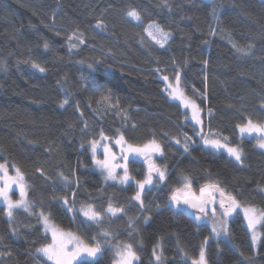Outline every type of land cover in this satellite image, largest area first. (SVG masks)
I'll use <instances>...</instances> for the list:
<instances>
[{
  "label": "trees",
  "instance_id": "obj_1",
  "mask_svg": "<svg viewBox=\"0 0 264 264\" xmlns=\"http://www.w3.org/2000/svg\"><path fill=\"white\" fill-rule=\"evenodd\" d=\"M149 24L169 33L163 47ZM177 72L207 133L239 146L241 162L205 147L190 110L168 96L163 77ZM248 120L264 124V0H0V163L23 173L34 213L18 209L9 220L0 204V264H53L36 251L51 242L41 211L86 241L100 239L94 264H114L113 246L123 243L133 245L134 264H192L205 244L209 264H264V222L256 253L240 212L220 238L195 219L202 213L170 201L186 182L195 193L216 183L264 211V151L237 127ZM101 133L112 145L120 135L161 145L166 178L146 191L144 209L131 199L134 181H105L93 169L91 142ZM138 159L129 169L139 180L146 167ZM109 202L124 212L85 223L82 206L103 211Z\"/></svg>",
  "mask_w": 264,
  "mask_h": 264
},
{
  "label": "snow or ice",
  "instance_id": "obj_2",
  "mask_svg": "<svg viewBox=\"0 0 264 264\" xmlns=\"http://www.w3.org/2000/svg\"><path fill=\"white\" fill-rule=\"evenodd\" d=\"M126 15L136 21L140 20V15L135 9H130ZM101 25L102 21H99L96 26L101 27ZM145 31L150 37H152L153 40L156 41V43L160 44L161 47L164 46V43H166L169 37L168 33L164 32L163 29L154 24H149ZM72 39L73 37L70 36L69 46L70 48H75L77 45L71 43ZM80 43H83L82 39L80 40ZM45 47H47V44H45ZM233 47L237 46L234 44ZM237 51L243 53L245 52V49L237 47ZM205 63H207V61H205ZM34 66L39 68L41 72L45 71V69L40 67L38 64H35ZM89 67L91 68L92 66L89 65ZM164 79L167 81L168 77H164ZM179 85L180 74L177 72L175 87L171 84L168 85V87L171 88L169 95L173 98L180 99L185 108L191 109V119L195 121L197 125L201 126L200 131L197 134L200 135L204 146L215 150L225 149L227 153L234 157L237 162H241L242 150L238 147L229 146L227 137H220L219 134L211 132L207 135L204 134L201 109L199 105H197L194 100L185 97ZM64 103L66 104L68 101L64 100ZM237 127L241 136L244 134L251 136L255 133L258 146L264 149V124H255L251 120H248L246 124L238 125ZM101 137L105 140L108 139L103 136V133H101ZM189 141H191V137H188L185 134V142L183 145L185 151H188ZM175 142L177 144L181 143L179 139ZM115 143L120 146L121 155L119 158L116 153L111 151V148L108 145H104V158L98 159L96 155L98 142L92 141L91 151L93 163L101 169L105 181L113 180L118 181L120 184H128L130 181H134L136 191L131 199L138 202V206L141 209H144L146 205L144 203L143 193L145 192L146 186L153 184V175L155 174L159 181H164L166 178L165 170L158 167L153 160V155L157 153L162 155L163 149L154 139L143 145H133L127 143L123 135H120ZM130 157L133 159L130 160ZM136 158H142L147 164V173L143 179L139 180L135 179V177L130 175L129 172V164L134 163ZM118 159L121 160L122 163H117L116 161ZM117 169H121L123 175H118ZM62 179L65 183L69 182L67 177L62 176ZM14 185L19 188L20 198L17 200H13L9 195V192ZM26 187L24 175L19 168H15V175H10L8 167L5 164L0 163V200H2L5 205L3 211L9 220L14 218L15 211L18 209H23L29 214H34L32 212V205L26 198ZM199 192V196L192 193L190 183L186 182L183 190L176 189L172 193L170 201L175 203L177 206L183 202L190 208L198 210V212L202 213L203 216L197 215L195 217L196 220H201L203 217L208 216V205H213L211 209L212 233L216 236H220L221 234L228 236L229 230L227 217L231 216L232 213L241 208V204L234 196L226 194L225 191L216 183H210L202 186ZM217 192H219L220 195L219 208L221 209V212L219 218L216 215L215 207L217 199L215 193ZM73 197H75V193H73ZM62 199L64 205H69L68 197L65 196ZM242 210L244 219L247 221V227L252 232V242L255 244L258 240V235L255 230L258 224L264 222V211L258 210L255 206L243 207ZM67 211L71 212L73 209L68 207ZM79 212L86 218L85 223L91 222L96 225H100L105 215L111 214V216H116L118 213H123L124 209L123 207L114 206L111 202H109L107 208L103 209V211L96 210L93 205L88 204L86 206H82L79 209ZM38 218L42 222L45 232L51 233V242L36 250L38 253L42 254L43 257H46L47 261H52L53 264H74V262H76V264H94V260H90L89 258H96L97 255L101 253L102 244L100 239H97V237H91L89 241H86L72 232H65L53 224L50 216L46 215L43 211L39 212ZM99 235L106 238L111 234L108 231L103 230L99 233ZM115 255L117 257L116 264H133V262L138 259L137 253L131 243L115 245ZM155 259L160 261L161 256L155 255ZM193 264H206L205 251L203 247L200 250L199 259L194 260Z\"/></svg>",
  "mask_w": 264,
  "mask_h": 264
},
{
  "label": "rangeland",
  "instance_id": "obj_3",
  "mask_svg": "<svg viewBox=\"0 0 264 264\" xmlns=\"http://www.w3.org/2000/svg\"><path fill=\"white\" fill-rule=\"evenodd\" d=\"M167 33V32H166ZM169 34V33H168ZM152 38V37H151ZM169 38H170V35H169V37H168V39H167V41H166V43L168 42V40H169ZM155 41V40H154ZM166 43H164V45L166 44ZM164 78V77H163ZM165 80V79H164ZM166 84H167V86H166V93L168 94V96L172 99V100H175V101H178V102H180L182 105H183V103L181 102V100L180 99H177V98H173V97H171L170 95H169V92L171 91V88H169L168 87V85L169 84H171L173 87H175V85H176V78L175 79H173V80H171L170 78H168V80L166 81ZM179 87H180V89L183 91V93H184V95H185V97H187V98H189V99H191V100H193L192 98H190L187 94H186V92L184 91V88H183V86H181V85H179ZM189 110H190V119H191V109L190 108H188ZM201 119H202V121H203V132H204V134L205 135H207L208 133H207V131H206V129H205V118H204V113H203V111L201 110ZM192 120V119H191ZM192 122H193V124L195 125V127L197 128V130H198V132L200 131V125H197L196 123H195V121H193L192 120ZM253 122V121H252ZM247 123V122H246ZM245 123V124H246ZM254 123V122H253ZM256 124V123H255ZM244 125V124H243ZM199 136V139L202 141V139H201V137H200V135H198ZM243 136H245V137H249V138H256V134L254 133V134H252L251 136H249V135H247V134H244ZM257 139V138H256ZM98 142V147H97V151H96V155H97V158L98 159H103L104 157H103V153H104V145H108L110 148H111V151L112 152H114V153H116V155H117V157L119 158L120 157V155H121V151H120V146L119 145H116V143H115V145H112V144H110V140L109 139H107V140H105V139H101V140H99V141H97ZM203 142V141H202ZM256 144H257V146H258V143H257V140H256ZM229 146H233V147H238V148H240L239 146H237V145H229ZM258 148L259 149H261V150H263L264 151V149H262V148H260L259 146H258ZM212 149V148H211ZM241 149V148H240ZM213 150H215V149H213ZM215 151H221V152H224V153H226L228 156H230L228 153H227V151L225 150V149H220V150H215ZM91 153H92V151H91ZM161 156V154H159V153H157V154H154L153 155V160H154V162H155V164L158 166V167H160L161 169H163V170H165V168L164 167H162L159 163H158V160H157V157H160ZM231 158H233V159H235L234 157H232V156H230ZM138 160H140L141 162H143L144 163V165H145V167H146V172H145V174L147 173V164L143 161V159L142 158H139ZM117 163H122V161L121 160H117L116 161ZM2 164H5L7 167H8V170H9V174L10 175H15V167H10L9 166V164L8 163H2ZM93 169H95V170H97V171H101V169H99L94 163H93ZM129 172H130V169H129ZM117 173H118V175H123V172H122V170L121 169H117ZM130 175H132L131 174V172H130ZM165 176H166V170H165ZM136 179V178H135ZM138 180V179H137ZM110 181H113V180H110ZM24 182H25V184H26V193H28V183H27V181H26V179L24 178ZM116 182H118V181H116ZM162 182V181H161ZM119 183V182H118ZM158 184V177L154 174L153 175V184L152 185H150V186H146V189H145V192L143 193V196H144V194L146 193V191L148 190V189H150V188H152L153 186H155V185H157ZM191 186V185H190ZM182 190L184 189V186L181 188ZM17 193V195H15L14 193ZM191 192L192 193H194L196 196H199L200 195V192H197V193H195L193 190H192V188H191ZM227 194V193H226ZM9 195L11 196V198L13 199V200H17V199H19L20 198V194H19V188L17 187V186H13L12 187V189L10 190V192H9ZM215 195H216V204H215V207H216V215H217V217L219 218V216H220V212H221V209L219 208V199H220V195H219V192H217V193H215ZM27 198V200H28V196L26 197ZM29 201V200H28ZM30 202V201H29ZM239 202V201H238ZM240 203V202H239ZM0 204H3L4 205V203H3V201L2 200H0ZM241 204V208H239V209H237V211L236 212H234V213H232V215L231 216H229V217H227V224H228V228H229V220L236 214V213H238V212H240L241 214H242V216H243V218H244V214H243V207H247V206H250V205H244V204H242V203H240ZM174 205L176 206V207H178L175 203H174ZM5 206V205H4ZM67 207H70L69 205H67ZM212 207H213V205H211V204H209V208H208V216H206V217H204L203 219H201V221H203V222H206L207 224H209V226H210V228H211V231H212V215H211V209H212ZM257 208V207H256ZM192 210H194V212H196V211H198V210H196V209H193V208H191ZM258 210H261V209H259V208H257ZM262 211V210H261ZM200 214V213H199ZM72 215H74L73 214V212H72ZM82 215V214H81ZM83 216V215H82ZM84 217V216H83ZM85 218V217H84ZM52 221V220H51ZM244 221H245V225L247 226V221L244 219ZM53 222V221H52ZM53 224H55L54 222H53ZM263 224V222L261 223V224H258L257 225V227H256V233H257V235H258V240H257V242L255 243V244H253V247H254V249H255V252L257 253L258 252V250H259V246H260V241H261V231H260V227H261V225ZM56 225V224H55ZM57 226V225H56ZM59 229H61V230H63V231H65V232H72V233H74V234H76V235H78V236H80V237H82L83 239H84V237L80 234V233H78V232H76V231H74V230H69V229H64V228H61V227H59V226H57ZM248 228V227H247ZM45 230V229H44ZM248 231L250 232V235H251V237H252V232H251V230H249L248 229ZM50 236H51V233H48ZM212 235L213 236H215V237H227V236H224L223 234H221L220 236H216L215 234H213L212 233ZM253 243V242H252ZM117 245V244H116ZM204 251H205V260H206V264H209L208 263V261H207V256H206V244L204 245ZM113 253H114V264H116V260H117V257H116V255H115V245L113 246ZM42 255V254H41ZM46 258V257H45ZM47 259V258H46ZM199 259V257H197V258H194V259H191V262H192V264H193V261L194 260H198ZM136 261V260H135ZM135 261L133 262V264L135 263ZM74 264H76V262H74Z\"/></svg>",
  "mask_w": 264,
  "mask_h": 264
}]
</instances>
